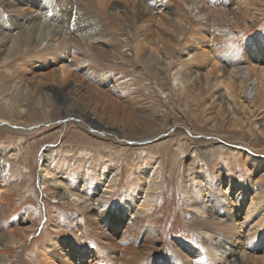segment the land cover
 I'll return each instance as SVG.
<instances>
[{"label": "bare ground", "instance_id": "bare-ground-1", "mask_svg": "<svg viewBox=\"0 0 264 264\" xmlns=\"http://www.w3.org/2000/svg\"><path fill=\"white\" fill-rule=\"evenodd\" d=\"M181 1L189 5L193 17L201 21V27L194 36H189L191 43L186 47L185 55L177 58L179 69L171 70V66L176 65L173 64L172 53L182 47L184 31L190 27L192 21L170 16L165 10L168 9L166 5H163L164 11L143 8L142 0H0L4 2L3 5L9 12L7 16L0 17L4 21L0 24V65L7 72H12L7 75L10 76L7 80L0 77V98H3L0 103L10 116L0 115V119L6 118L5 121L10 123L23 119L24 113L33 116V112H37L39 119L27 122H35L34 124L23 127V131L16 130V133L21 134V131L30 133L36 130L37 125L43 121L45 124L52 123L54 117L73 116L86 126L100 129L104 137L112 136L118 139L120 142L118 146L106 147L108 149L113 147L120 154L126 151L120 146H126L127 142L123 141L127 139L136 142L156 140L155 146H146V149L140 148L136 151L139 155L142 152L144 155L147 152L158 153L161 149L163 152L166 151L173 141V133L170 134V131L180 122L186 129L196 133L198 129L187 125L185 121L172 119L164 110L160 113L149 108V105L137 95L132 97L127 95L126 88L121 86L120 82L118 84V78L115 80L101 67H107V62L110 61L118 63L120 60H126L131 63L140 61L147 66V71L151 72L152 83L161 90L160 93L165 92L164 100L179 92L183 97H190L201 111H205L210 104L207 95H210V98H215L214 104L218 107L219 115L226 112L233 125H236V122L244 125V120L236 113L238 109L245 111L247 116L245 126L248 131L253 132L256 128L264 135V125H257L252 118V113L258 105L264 119V65L257 67L256 64L245 66L242 62L232 63L227 68L224 66L226 69L222 73L224 69L221 67L222 55L214 53V47L213 51L208 50L205 40L206 31L215 32L213 25L216 23L214 21L209 23L210 13L219 18L225 15L229 24L238 26V20L242 15L240 12L247 9L249 0H233L230 6L225 4L227 7L211 10L204 0ZM47 5L53 8L52 14L56 18L53 22L42 20L46 12L44 6ZM74 9L78 14L76 23L71 13ZM108 20H111L112 30L125 36L121 41L126 43L129 36H135L134 26L138 24L141 27L140 34L134 37L136 41L132 48L134 51L130 53L131 58L128 57V52L121 48L117 49L107 42L110 33L105 31L103 24ZM215 45L217 47V43ZM23 46L33 50L41 46L47 52L40 56V59L36 56L40 53H32L30 58L20 59ZM263 50V44L258 42L256 45L248 46L244 51L251 55L249 59H257L254 57L255 54L263 53ZM195 55L201 57V64L187 66ZM9 63L19 67L11 71L6 67L10 65ZM220 72L223 75L218 78ZM251 72H254L253 76ZM9 83L11 84L8 86ZM145 86L150 94L161 100L157 90L150 85ZM201 116L205 117L204 114ZM222 116L224 118V115ZM207 121L210 122L211 130L217 131L219 119L210 118ZM84 134L82 132L80 135L76 134V138H82ZM206 136L209 137L203 143L191 147L185 142V138L178 139L176 147L183 152L181 158H185L184 171L188 174H191L197 157L205 162L217 157L225 159V156H229L228 152L236 149L219 141L217 136L210 134ZM88 146L91 148L93 144L88 143ZM87 147L84 144L78 151ZM242 147L245 150L243 151L245 160L255 163L256 159L253 156L255 151L251 144H244ZM237 151L239 152V149ZM189 152L194 153V157L188 156ZM169 158L173 164L180 159L174 152ZM52 159L51 155H46L40 169L41 174L50 177L52 193L62 200L89 202L87 187H84L86 181H80L78 186H70L66 171L57 173L52 170L54 168ZM254 163L252 165L256 167ZM196 164L197 167H201L198 161ZM261 169L259 168V172ZM256 170L258 171L254 168V171ZM110 172L108 177L104 178L103 183L106 184L97 185L95 194L90 198L92 203L105 199L116 187L119 171L111 169ZM195 173L196 182L200 184L198 190L199 193L203 192L201 195L203 197L200 199L193 196L187 190L189 195L186 198L191 213L201 214L212 220L225 233V237L221 239L212 237L215 249L212 250L214 261L211 264H264V212H262L264 202L261 195L255 192V195H249L251 190L248 191V187L240 180H235L229 187L230 191L217 193L216 197L212 195L205 171L198 170ZM257 175L255 181L260 178V175L259 177ZM228 180L226 177L225 181ZM253 187L264 196V188H259L256 183H253ZM150 189L152 188L146 187V190ZM135 196L132 195L122 206L112 211H100L93 207L87 209V222L93 230L102 234L99 238L100 247L82 245L80 238L84 234L81 232L72 238H54L48 245L40 248L43 264H197L195 260L201 255L200 250L179 238L171 243L178 260L173 255H165L154 262L148 261L153 246L154 248L162 246L163 239L151 226L141 231L144 222L141 216L151 201L145 196L142 200L137 199L135 203ZM78 226L83 231V226L81 224ZM10 234L15 235L13 232ZM4 239L5 232L0 229V244L5 243ZM118 248H121L124 257L112 256V252L120 250ZM0 259L3 258L0 256Z\"/></svg>", "mask_w": 264, "mask_h": 264}, {"label": "rangeland", "instance_id": "rangeland-1", "mask_svg": "<svg viewBox=\"0 0 264 264\" xmlns=\"http://www.w3.org/2000/svg\"><path fill=\"white\" fill-rule=\"evenodd\" d=\"M142 1L144 3L143 8L164 10L163 5H166L168 9L165 10L168 11L170 16L192 21L190 27L184 31V43L181 42L183 44L182 47L177 49L178 52L174 50L172 53L174 57L173 64L176 65L172 64L171 70L179 69L176 60L179 56L185 55L186 47L191 43L190 37L194 36L200 29L201 21L193 17L189 5L187 6L181 0ZM232 2L233 0H204L210 10L217 9V7L230 6ZM251 2L249 0L247 9L240 12L242 15L248 14L249 19L247 16L242 17L240 15L242 21L245 19L248 21L245 23L246 20L242 22L239 19L238 26L229 24L225 15L222 16L223 18H219L216 15L212 16L211 13L209 14L211 20H209V23L214 21L216 24L213 25L215 32L213 30V33L205 32L206 45L208 50H212L214 47V53L222 55L221 67L223 66L222 68H224L222 73L232 63L242 62V65L245 66L256 64L257 67L264 65V50L263 53L255 54L256 56L254 57L257 59H249L251 55L246 54L244 51L248 46L256 45L258 42L264 46V0H251ZM3 3L0 2L1 18L9 14ZM44 7L46 12L42 20L47 22L55 21L56 18L52 14L53 8L48 5ZM75 11L74 9L71 13L72 19L74 18L76 23L78 14ZM1 18L0 24L4 23ZM110 23L111 20H108L104 21L103 24L105 31L110 33L107 42L117 49L125 50L128 52V57L131 58V54L134 51L132 49L133 44L136 41V35L140 34L141 27L138 24L134 26L135 36H129L127 38L128 43H126L121 41L125 36L112 30V23ZM46 52L47 50L41 46L34 50L23 46L22 54L19 55V58L24 59L32 53H40L36 55L40 59V56ZM260 61L262 62L260 63ZM110 62H107V67H101L115 80L118 78V84L121 83V86L126 88L127 95L129 94L130 97L137 95L149 105V108L160 111V113L164 110L171 115L172 119L178 118L198 130L195 133L191 129H186L180 122L178 123L179 125L174 127L177 135L174 136V129L170 131V134L173 133V141L166 151L163 152L161 149L158 153L147 152L144 155V152H142L139 155L136 151L140 148L146 149L150 145L155 146L156 140L150 139L136 142L127 139L123 141L127 142L126 146H120L125 148L126 151L120 154L113 147L107 148L111 145L118 146L120 143L117 141L118 139L112 136L104 137L100 129L94 126H86L73 116L54 117L53 120H55L48 124L41 120L43 122L37 123L36 130L30 133H23V127H29L35 123H27L28 121L39 119L37 112H33V116L25 115L24 113L23 119L10 122L11 124L9 121V124L5 121L6 118L4 120L0 119V229L5 232V243L0 244V256L3 258L0 259V264H43L42 254L40 253V248L43 245H48L54 238H72L76 233L79 234L80 232L84 234L80 238L82 245L86 244L91 246V248L100 247L99 238H101L102 234H100V231L93 230L87 222V209L93 207L100 211H112L122 206L134 194L136 195L134 198L136 199L135 203H137V199L142 200L145 196L151 201L147 209L144 210L143 216H141L144 219L141 231L151 226L156 229L158 236L163 239L162 246L158 245L155 248L153 246L148 261L154 262L165 255H173L178 260L179 258L173 252L171 243L176 238H179L200 250L201 255L195 260V263L211 264L214 261L212 250L215 249L212 237L215 236L221 239L225 237V233L212 220L205 218L201 214L191 213L192 210L188 206L187 195H195L200 199L203 197L201 196L203 192L200 191L199 193L198 190L200 184L196 182L195 172L198 170L205 171L208 185L212 189V195L216 197L220 192L230 191L229 187L231 184L235 180H240L248 187V191L251 190L250 193L248 192L249 195H261L264 202V196L254 189L255 186L253 187V183H256L259 188H264V135H261L256 128H254L253 132L248 131L247 126H245L247 124L245 111L238 109L236 113L242 117L245 122L244 125H241L240 122H236L237 124L233 125L232 119H229L226 112V114L220 113V115L217 113L218 107L214 104L215 98H210V95H207L210 104L207 105L205 111H201V108L197 107L190 97H183L179 92L164 100L165 92L160 93L161 90L158 89L156 84L152 83L151 72L147 71V66L144 63L140 61L131 63L126 60H120L118 63ZM201 62V57L195 55V58L187 66H196L201 64ZM6 67L13 71L19 66L10 64ZM160 69L164 70L163 68ZM8 73L0 65V77H3L2 80L9 79L10 76L7 75L12 72ZM222 73L220 72L217 77L221 78ZM253 74L254 72H251L252 76ZM149 76L150 80H148ZM145 79L147 80L145 81ZM145 84L157 90V94L160 93L162 101H159L156 95L150 94ZM2 100L3 98H0V102ZM3 108L0 103V115L9 116L6 109ZM202 114L205 117H202ZM252 114V118L257 122V125H264V119L258 105ZM222 115H224V118ZM210 118L219 119L217 131L211 130L210 122L207 121ZM17 129L22 130L21 134L16 133ZM79 132L85 133L82 136L84 140L76 138V134L80 135ZM207 134L219 137V141L229 147H236V149L233 152H228L229 156H225V159L217 157L205 162L200 157H197L195 164L192 166L191 174H188L184 171L185 158H181L183 152L176 147L178 139L185 138V142L191 147L192 145L203 143L209 137L206 136ZM169 136L168 138L170 139L171 137ZM165 138L167 137L165 136ZM88 143H92L93 147L89 148ZM84 144L88 147L78 151L80 146ZM164 144L166 145V142ZM244 144H251L254 148L255 163L245 160L243 152L245 150L242 147ZM237 149H239V152ZM110 151L111 153H109ZM173 152L180 157L176 164L171 163L169 158ZM46 155H51L53 158L54 168L52 170L54 172L66 171L70 186H78L80 181H86L84 187H87L86 194L89 202L81 203L62 200L52 193L50 190L52 186L50 177L40 172L41 163L44 162ZM188 156L194 157V153L189 152ZM197 161L201 164V167H197ZM253 163L256 167L252 165ZM254 168H257L258 171H254ZM259 168H262L260 172ZM111 169L119 171L116 187L105 199L97 201L98 203H92L90 198L95 194L97 185L106 184L103 183L104 178L108 177L107 175L111 173ZM257 172H259L260 178L255 181ZM226 177L230 181H225ZM146 187H151L154 190H146ZM52 190L55 191L53 188ZM213 207L218 210L217 207ZM262 212H264V209ZM80 224L83 226V231L79 229L78 225ZM12 232L15 234L14 236H11L10 233ZM118 249L120 250L111 253L112 256L124 257L125 255L121 248Z\"/></svg>", "mask_w": 264, "mask_h": 264}]
</instances>
